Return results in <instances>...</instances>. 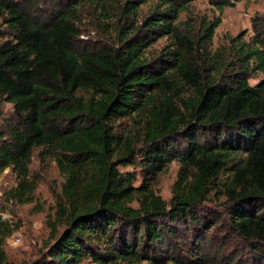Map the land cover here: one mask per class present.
Here are the masks:
<instances>
[{"label": "trees", "instance_id": "16d2710c", "mask_svg": "<svg viewBox=\"0 0 264 264\" xmlns=\"http://www.w3.org/2000/svg\"><path fill=\"white\" fill-rule=\"evenodd\" d=\"M195 1L0 0L5 198L31 201L35 151L62 178L29 264H264V14L213 48L248 0ZM11 233L0 219V264Z\"/></svg>", "mask_w": 264, "mask_h": 264}, {"label": "rangeland", "instance_id": "374dc122", "mask_svg": "<svg viewBox=\"0 0 264 264\" xmlns=\"http://www.w3.org/2000/svg\"><path fill=\"white\" fill-rule=\"evenodd\" d=\"M194 14H210L206 0H197L192 5ZM264 14V0H248L235 3L225 8L221 15V24L216 28L212 46L219 47L227 43V38L245 33V38L252 36L251 18ZM160 45V42L158 43ZM255 84L257 80H250ZM11 105L0 100V130L12 121ZM179 165H168L155 181V192L164 200L171 197L172 184L176 178ZM30 176L35 181V190L29 203L18 204L5 198V193L16 185V180L9 168L0 174V219L12 228L6 239L4 250L8 264H29L35 260L48 240L46 220L51 216L56 196L60 194L62 178L54 162H40L37 151L34 152L29 166ZM119 170L137 174L132 166H120ZM140 182L136 177L135 185ZM18 239L16 242L15 240ZM82 264H92L84 261ZM146 264V263H140Z\"/></svg>", "mask_w": 264, "mask_h": 264}, {"label": "built area", "instance_id": "2783aa9c", "mask_svg": "<svg viewBox=\"0 0 264 264\" xmlns=\"http://www.w3.org/2000/svg\"><path fill=\"white\" fill-rule=\"evenodd\" d=\"M16 242L18 241V239L15 240Z\"/></svg>", "mask_w": 264, "mask_h": 264}]
</instances>
